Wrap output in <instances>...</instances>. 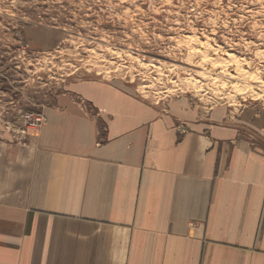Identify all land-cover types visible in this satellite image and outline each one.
Returning <instances> with one entry per match:
<instances>
[{
    "label": "crops",
    "instance_id": "obj_1",
    "mask_svg": "<svg viewBox=\"0 0 264 264\" xmlns=\"http://www.w3.org/2000/svg\"><path fill=\"white\" fill-rule=\"evenodd\" d=\"M73 91L0 135V264H264V111L182 126L117 86Z\"/></svg>",
    "mask_w": 264,
    "mask_h": 264
},
{
    "label": "rangeland",
    "instance_id": "obj_2",
    "mask_svg": "<svg viewBox=\"0 0 264 264\" xmlns=\"http://www.w3.org/2000/svg\"><path fill=\"white\" fill-rule=\"evenodd\" d=\"M85 81L182 126L261 113L264 0H0V135L24 139L64 94L85 101Z\"/></svg>",
    "mask_w": 264,
    "mask_h": 264
},
{
    "label": "built area",
    "instance_id": "obj_3",
    "mask_svg": "<svg viewBox=\"0 0 264 264\" xmlns=\"http://www.w3.org/2000/svg\"><path fill=\"white\" fill-rule=\"evenodd\" d=\"M39 120L40 119H37L35 122H34V125L36 124V125H39L40 123H39Z\"/></svg>",
    "mask_w": 264,
    "mask_h": 264
}]
</instances>
